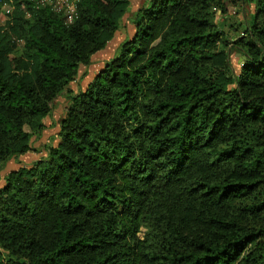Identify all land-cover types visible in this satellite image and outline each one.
I'll return each instance as SVG.
<instances>
[{
	"label": "trees",
	"instance_id": "1",
	"mask_svg": "<svg viewBox=\"0 0 264 264\" xmlns=\"http://www.w3.org/2000/svg\"><path fill=\"white\" fill-rule=\"evenodd\" d=\"M244 3L145 0L78 92L68 84L129 0H75L70 22L48 4L13 10L0 24V164L69 100L57 143L4 177L0 264H264V0L230 41L213 21Z\"/></svg>",
	"mask_w": 264,
	"mask_h": 264
},
{
	"label": "rangeland",
	"instance_id": "2",
	"mask_svg": "<svg viewBox=\"0 0 264 264\" xmlns=\"http://www.w3.org/2000/svg\"><path fill=\"white\" fill-rule=\"evenodd\" d=\"M57 1L62 2V0H51L54 7L61 6L59 4L55 5ZM144 1L145 0H129L128 8L120 19L119 26L113 37L106 43L103 49L95 52L91 56L90 62L87 65H81L79 67L78 74L76 78L68 84L67 91L78 92L84 89L103 64L118 52V48L124 38L131 36L134 32L132 23L133 15ZM253 1L254 0H245L244 5L239 6L237 10L234 7H230L228 18L220 16L218 12L213 17V21L218 28L222 29L228 41L235 35L240 34L244 30L246 24L251 21L253 15ZM68 2L72 3L71 0H68ZM62 10L65 12L64 9L60 11ZM54 11L59 12L55 9ZM234 11L236 12L234 13ZM229 52V63L232 67L237 69L238 65L242 63L243 57L234 50ZM67 91H64L55 98L51 113L43 119L45 128L41 135H39V137L32 136L30 138L32 149L29 154L13 157V159L11 158L0 164V187L4 184V177L10 170L16 169L22 165H30L33 159L45 155L46 146L55 145L57 143L59 123L65 114L66 105L69 100ZM139 235L141 236V233Z\"/></svg>",
	"mask_w": 264,
	"mask_h": 264
},
{
	"label": "built area",
	"instance_id": "3",
	"mask_svg": "<svg viewBox=\"0 0 264 264\" xmlns=\"http://www.w3.org/2000/svg\"><path fill=\"white\" fill-rule=\"evenodd\" d=\"M72 3H69L68 0H62V2L57 1V4L61 5L60 7H54L51 3V0H0V24L10 20L11 14L15 8H19L26 13V7L28 5L33 6V4L38 3L39 5H50L54 10L60 11L61 9L65 10L66 21L70 22L75 14V0H71Z\"/></svg>",
	"mask_w": 264,
	"mask_h": 264
},
{
	"label": "crops",
	"instance_id": "4",
	"mask_svg": "<svg viewBox=\"0 0 264 264\" xmlns=\"http://www.w3.org/2000/svg\"><path fill=\"white\" fill-rule=\"evenodd\" d=\"M31 151V150H30ZM30 151H28V152H26V153H24V154H22V155H25V154H29V152ZM21 156V155H20ZM28 156V155H27ZM13 159V158H12ZM36 159H33L32 161H35Z\"/></svg>",
	"mask_w": 264,
	"mask_h": 264
}]
</instances>
